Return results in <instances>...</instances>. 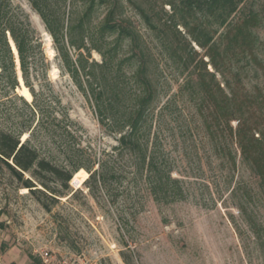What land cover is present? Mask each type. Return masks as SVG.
<instances>
[{"label": "trees", "instance_id": "obj_1", "mask_svg": "<svg viewBox=\"0 0 264 264\" xmlns=\"http://www.w3.org/2000/svg\"><path fill=\"white\" fill-rule=\"evenodd\" d=\"M29 1L105 132L117 135V144L99 155L88 156L83 147L68 144L66 139L75 136L72 120L57 96L36 89L34 83L39 77V64L43 63L41 37L20 5L0 0V87L7 90L15 106L9 112L8 127L0 129V173L7 169L17 187L28 189L44 208L51 210L60 197L82 192L74 191L70 182L85 169L88 177L83 184L93 197H105L111 204L119 196L132 197L130 205L125 200L118 209V223L124 230L143 210L146 198L157 204L185 200L189 193L185 178L174 175L176 167L159 129L153 131L163 87L160 60L123 17L124 3L86 0L84 10L73 19L65 35L66 10L62 2L66 0ZM129 1L147 24L157 29L150 11L137 0ZM247 1L167 0L165 4L174 12L157 37L161 54L178 76L185 75L179 90L202 114L216 152L225 158L230 171L235 169L236 157L228 142L229 137L234 138L243 161L259 177L264 193V94L250 91L245 83L250 65H262L259 37L254 31L261 16L253 8L247 10ZM102 4L107 5L106 15L93 27V14ZM179 25L185 28V34L179 31ZM9 33L18 54L16 49L13 51ZM193 42L204 53L197 51ZM70 48L79 51L76 61L71 58ZM93 49L101 54L102 61H90ZM174 103L173 98L167 99L160 108L161 115L171 112ZM57 142H64V147L59 146L63 148L62 161H57L49 145ZM244 194L253 197L251 189H245ZM238 208L247 212L242 204ZM122 254L127 264H133L131 255Z\"/></svg>", "mask_w": 264, "mask_h": 264}, {"label": "rangeland", "instance_id": "obj_2", "mask_svg": "<svg viewBox=\"0 0 264 264\" xmlns=\"http://www.w3.org/2000/svg\"><path fill=\"white\" fill-rule=\"evenodd\" d=\"M85 1L62 2L66 10L65 35L73 19L84 10ZM121 1L123 17L160 60L163 87L153 131L159 129L165 150L176 167L174 175L185 178L188 197L171 204H157L146 198L143 210L131 221L128 230H124L118 223V209L125 200L130 205L132 197L119 196L114 204L105 197H93L83 184L88 177L85 169L76 173L70 182L74 191L81 189L82 192L73 197L71 194L60 197L51 210L44 208L28 189L17 187L9 171L4 169L0 173V264H40V261L42 264H127L123 252L131 255L133 264H264V193L259 187V177L243 161L231 137L228 142L236 157V168L230 171L205 131L202 114L187 94L179 90L185 75L178 76L171 62L161 54L157 32L166 27L164 23L174 10L165 4L167 0H137L153 15L157 29H152L129 0ZM13 2L28 13L41 37L43 63L39 64V77L34 83L36 89L57 96L72 120L75 136L66 141L83 147L87 156L110 149L117 144V135L105 132L93 107L65 68L41 16L29 0ZM245 7L257 10L261 16L254 31L259 37L258 53L262 59V65L252 63L247 69L245 83L250 91L264 94V0H248ZM106 12V4L97 6L93 27L103 21ZM178 29L185 34L183 26L179 25ZM46 32L52 36V51L45 40ZM193 46L204 53L195 42ZM82 52L87 54L85 50ZM78 53L70 48L74 61ZM93 59L102 61L95 49L91 51L90 61ZM218 79L221 80L220 75ZM6 91L0 87V129L8 127L9 112L15 110ZM16 91L19 94L18 87ZM24 92L29 97L26 89ZM169 98L174 99L175 105L171 112L161 115L160 108ZM232 124L236 127L235 121ZM61 144L64 142L49 144L57 161L63 159ZM234 188H238L236 192ZM245 189H251L252 198L245 197ZM240 204L246 206L247 212L238 208Z\"/></svg>", "mask_w": 264, "mask_h": 264}, {"label": "bare ground", "instance_id": "obj_3", "mask_svg": "<svg viewBox=\"0 0 264 264\" xmlns=\"http://www.w3.org/2000/svg\"><path fill=\"white\" fill-rule=\"evenodd\" d=\"M45 40H46V42H47V44H48V49L50 50V51H52V47H51V43H52V36L50 35V33L49 32H46L45 33ZM18 54V53H17ZM19 56V55H18ZM19 60V59H18ZM19 65H20V60H19Z\"/></svg>", "mask_w": 264, "mask_h": 264}, {"label": "water", "instance_id": "obj_4", "mask_svg": "<svg viewBox=\"0 0 264 264\" xmlns=\"http://www.w3.org/2000/svg\"><path fill=\"white\" fill-rule=\"evenodd\" d=\"M9 37H10V43H11V45H12L13 51H14V49H16V52L18 53V50H17L16 45H15V42H14L13 38L11 37L10 33H9ZM18 59H19V56H18ZM18 80L20 81L21 79H19V77H18ZM24 140H25V139H22V142H23ZM71 184H72V182H71Z\"/></svg>", "mask_w": 264, "mask_h": 264}]
</instances>
